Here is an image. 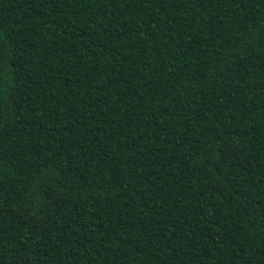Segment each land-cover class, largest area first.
Masks as SVG:
<instances>
[{
  "label": "trees",
  "instance_id": "obj_1",
  "mask_svg": "<svg viewBox=\"0 0 264 264\" xmlns=\"http://www.w3.org/2000/svg\"><path fill=\"white\" fill-rule=\"evenodd\" d=\"M0 264H264V0H0Z\"/></svg>",
  "mask_w": 264,
  "mask_h": 264
}]
</instances>
